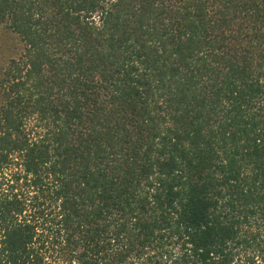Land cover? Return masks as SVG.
<instances>
[{
    "label": "trees",
    "instance_id": "trees-1",
    "mask_svg": "<svg viewBox=\"0 0 264 264\" xmlns=\"http://www.w3.org/2000/svg\"><path fill=\"white\" fill-rule=\"evenodd\" d=\"M0 264H264V0H0Z\"/></svg>",
    "mask_w": 264,
    "mask_h": 264
},
{
    "label": "rangeland",
    "instance_id": "rangeland-1",
    "mask_svg": "<svg viewBox=\"0 0 264 264\" xmlns=\"http://www.w3.org/2000/svg\"><path fill=\"white\" fill-rule=\"evenodd\" d=\"M20 50L19 38L6 26L0 27V69L12 56Z\"/></svg>",
    "mask_w": 264,
    "mask_h": 264
}]
</instances>
